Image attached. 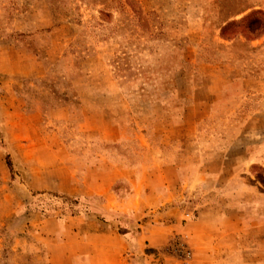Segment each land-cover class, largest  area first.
<instances>
[{
	"label": "rangeland",
	"instance_id": "374dc122",
	"mask_svg": "<svg viewBox=\"0 0 264 264\" xmlns=\"http://www.w3.org/2000/svg\"><path fill=\"white\" fill-rule=\"evenodd\" d=\"M263 22L264 0H0V264H108L109 240L72 233L92 223H65L87 214L128 242L117 264H187L172 238L197 264H264V157L246 154L263 128L233 109H264ZM66 165L168 201L45 188Z\"/></svg>",
	"mask_w": 264,
	"mask_h": 264
},
{
	"label": "crops",
	"instance_id": "0c3cea01",
	"mask_svg": "<svg viewBox=\"0 0 264 264\" xmlns=\"http://www.w3.org/2000/svg\"><path fill=\"white\" fill-rule=\"evenodd\" d=\"M248 78H245V81ZM251 79V78H250ZM239 86V84H237ZM243 85V83H242ZM238 86H236V88H239ZM245 93H247V95L252 94L253 91H249L246 90ZM255 94V93H253ZM252 94V95H253ZM260 104H254V102H246L243 101L242 104L238 105V107H234V111H239L238 113L235 112V116H237V118L235 119L237 122V125L240 126H246V125H250L249 123L251 121H256V120H260V125H262L261 131L259 130V134L257 139H253L252 145H248L249 149L246 150L247 151V155L249 156H255V157H264V153H257L259 151L262 150V152H264V148L263 149H258L262 144L264 143V117H262L261 115L257 114V111L261 112V114H263L264 109L261 108L259 106ZM212 107L208 108L211 110H217V107H215V105H211ZM214 114V112L212 113V115ZM202 113L201 110L196 112V119H198V117H201ZM257 118V119H256ZM257 150V152H256ZM92 171L93 170H100V167H91ZM111 169V171H109L108 173H111L112 175H114L113 178H109L107 182H103V185H101L100 183V178L98 177V174L94 175L92 174L91 176H89V168H88V173L85 172V175L82 176V178H78L77 173L74 172L73 167L70 165H66L65 166V170L61 173H50L48 172L50 175H47V178H55L54 180H50V181H46L48 186H45V188H50V189H54V190H59L60 192H62L63 194H65L66 196L70 197V198H86L89 196H94L97 194H101L102 197H104L106 202H109V205L112 201H114V203L116 202V204H120V203H124V202H134L137 206L139 204V206H143V202H146L147 204H151L152 201L155 203L157 206H159L160 204H164L165 201H168L167 199V191L164 189L165 186L161 187L159 186V191H157L156 193L152 192L150 189H146L145 185L143 184V181L141 180L142 178H140V181H138L139 185H135V182L133 183L134 185V191H132L131 195H128L127 197H123V198H118L116 197V195L111 191L112 190V184L115 180L122 178L121 176H119V172H121V168H119L117 165H114L113 167H109L108 170ZM124 170V168H123ZM10 170L9 169H3L2 165H0V189L2 188V185H4V182L7 181L8 177L10 176ZM52 171V170H50ZM159 173V172H158ZM205 177V176H204ZM57 179V180H56ZM161 184V183H160ZM258 199V198H257ZM118 202V203H117ZM113 205V204H112ZM117 205H113L114 207H116ZM241 207V205H240ZM228 212L227 209H225V211L219 216L217 217V221L221 222V221H225L227 222V218H229L228 216ZM199 216L193 221L195 223L197 222H201L203 219H205L207 217V214H205L204 211H199ZM96 216L94 217L92 214H87L84 215L83 218L80 219L79 216H71L69 218L66 219L65 223L67 224V222H69L71 220V222H73L74 220H77V222H82V224H79L81 226V229L83 230L84 227H87V224L92 223L93 225L95 224V222H99V219L95 220ZM209 218V217H208ZM79 219V221H78ZM238 220V218H236ZM82 220V221H80ZM233 222H236L235 220ZM65 224V225H66ZM92 225L91 230L88 229V231H77L76 229L73 230V234H76V236L79 234L81 236H85L86 239L84 241V244H87V246L90 247H96L97 248V240L101 237L104 238V240H109L104 242V248L107 251V257L109 263L108 264H117V262H115V258L116 255H122V252L126 247V245H128L126 242V240L123 238V245L120 247L119 246H115L113 245L110 241L111 237L114 236V238H119L118 235L113 232V235L111 234H107V233H100L99 232V228L98 226H100L99 224H97L95 226V230L94 226ZM67 228V227H66ZM93 230V231H92ZM91 231V232H90ZM90 237V239H89ZM88 238V239H87ZM96 240V241H95ZM125 240V241H124ZM169 240V239H168ZM167 240V242H168ZM99 243V242H98ZM97 243V244H98ZM95 244V245H94ZM217 252V251H215ZM195 252L193 250V257L191 258L190 261H188L187 264H197L195 261ZM114 257V259L112 258ZM88 257L86 256L85 260ZM104 262V261H103ZM104 264V263H103Z\"/></svg>",
	"mask_w": 264,
	"mask_h": 264
},
{
	"label": "built area",
	"instance_id": "2783aa9c",
	"mask_svg": "<svg viewBox=\"0 0 264 264\" xmlns=\"http://www.w3.org/2000/svg\"><path fill=\"white\" fill-rule=\"evenodd\" d=\"M185 217L186 219H189L191 217V213H185ZM166 247L169 250L171 249L175 254H180L186 259H190L193 256V252L189 247L185 246L179 241L177 242L174 238L168 240Z\"/></svg>",
	"mask_w": 264,
	"mask_h": 264
},
{
	"label": "trees",
	"instance_id": "16d2710c",
	"mask_svg": "<svg viewBox=\"0 0 264 264\" xmlns=\"http://www.w3.org/2000/svg\"><path fill=\"white\" fill-rule=\"evenodd\" d=\"M255 20H257V19H255ZM257 22V21H256ZM263 33H264V22H263V26H262V28H261V32H260V35H263ZM9 164H10V162H8Z\"/></svg>",
	"mask_w": 264,
	"mask_h": 264
}]
</instances>
